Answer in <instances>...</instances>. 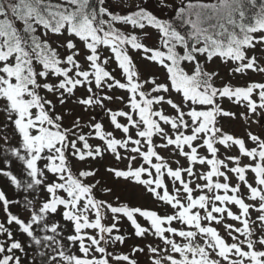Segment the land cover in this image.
Segmentation results:
<instances>
[{
  "label": "snow or ice",
  "instance_id": "6c2138e0",
  "mask_svg": "<svg viewBox=\"0 0 264 264\" xmlns=\"http://www.w3.org/2000/svg\"><path fill=\"white\" fill-rule=\"evenodd\" d=\"M247 2L255 6V0H247ZM106 4L107 0H63L62 3H53L52 0H0V98L7 102L5 111L9 114V119L12 114H15L16 118L13 123L21 137L20 147L12 148L11 155L25 165L24 171L30 177V182H25V190H36L43 186L46 192L51 194L50 199L42 202L38 210L33 209L29 219L25 222L9 211V204L18 202L8 200L5 193L0 190V202H3L7 223L11 225L14 222L19 231L27 235L29 247L32 244L37 246L36 255L40 257L46 255L45 252L39 250L42 247L52 248L56 252V255L48 257L47 264H58V261H63L64 264H109L107 259H96L95 257L89 259L88 257L93 246H96V252L110 255L106 253V246L109 243L117 241L123 243L124 236L122 235H104L111 234L113 230L119 231L117 228L120 220L118 214H123V217L131 223L137 237L149 230L141 227L134 215L138 214L149 220L151 228L154 229L152 234L163 242L165 251L170 250L180 256L176 259L172 255H165L152 260L151 264H162L164 260H167L169 264H245L246 261L247 264H264V250L255 249L257 243L264 245V235H261L258 240L252 238L254 231L251 225L254 221L251 220L249 211L253 209L259 212L257 219L261 222L260 227L264 228V139L249 132L248 136L256 147L248 149L243 139L225 134L220 127L215 126L218 115H235L230 111H223L215 103L218 97H235L237 102L246 101L247 110L252 114L257 113L258 110H264V82L237 87L222 86L218 89L210 82L214 74L203 71L199 64H196L192 75L186 74L180 68V61L191 62L196 59V54H206L208 61L219 55L239 62L235 68L236 72L251 69L254 72L264 73V66H259L255 57L248 58L244 51L246 46L253 45L252 34L264 31V5H261L256 13L254 23L246 25L240 22L245 20L244 0H218L215 4L188 3L175 13L179 27H188V31L181 34L172 22L158 19L144 4L136 5L128 14H115L109 7H106ZM237 14L239 21L235 19ZM17 24L22 27L18 28ZM117 24L130 25L133 30H143L146 26L156 29L160 45L167 49V53L146 47L139 41L138 35L119 30L114 26ZM40 29H43V35L39 34ZM236 29H239V34L235 31ZM65 32L83 42L87 49L85 60L90 62L88 67L91 70H86L75 59L80 55V50L71 39L65 42L69 52L66 58L62 59L58 51L50 46L49 33L62 35ZM142 35L150 38V33L143 32ZM189 41H191V46H189ZM57 43L58 47L65 46ZM201 44L203 46L197 47ZM100 45L111 49L118 67L127 78V84L116 80L102 66ZM127 45H130L132 49H142L146 59L159 61L167 69L171 89L182 93L183 99L179 103L161 94L167 93L169 89L163 83H156L155 80L149 81L154 85L150 92L157 93V95L149 98L150 93L141 90L142 84L134 81L137 71L132 67V61L125 47ZM178 46L184 49L183 55L177 52ZM148 53L151 55L148 56ZM110 59L111 57L103 58V65H107ZM165 61L171 63L167 64ZM36 65L42 66V69H37ZM50 74L63 79L54 85L47 82L46 78ZM39 78H45V82L40 83ZM93 84L96 90H102L105 86L108 90L116 87L126 89L131 93L127 106L138 116L137 119L123 110H108L111 125L117 130H122L127 135V139L112 138L113 133L102 131V124L99 122L91 126L95 135L104 141L106 149L96 147L93 150L87 143L88 138L73 130V128L82 127L78 118L74 121L73 128H62L58 123L62 120V116L52 117L50 115L55 105L51 100L42 97L38 91L42 88L47 92L57 94L61 105L66 103L65 93L70 96L77 86L84 85H87L86 91L90 95L75 101L81 105H101L102 100L113 99L107 95L100 97L99 91H94ZM254 90H259L258 103L251 98ZM137 95H139V100L136 98ZM116 99L122 98L116 97ZM164 103L175 109L177 115L170 116L153 107L157 105L162 109ZM197 105L211 107L197 108ZM32 109H36L35 114L32 113ZM117 117H125L127 126L117 122ZM153 117H158L159 120H154ZM160 121H163L164 125L171 126V135H174L175 139H172L171 135L165 131ZM45 125L54 130H50ZM189 128L191 134H185L182 131V129ZM131 129H135V135L141 139H134ZM154 135L160 136L161 140L165 141L160 147L175 145L180 155L186 156L190 164L207 163L211 170L206 174L201 173L198 177L192 167L187 169L177 167L173 170L167 163L161 162V157L154 151L155 144L152 139ZM69 136L75 139H69ZM198 139H202L201 146L206 147L208 153L211 154V159L206 160L198 155L197 148L193 146V141ZM5 140L7 142V137ZM142 140L147 142L146 151L141 148ZM78 142H83V149L88 150L86 154L77 146ZM215 144L226 148L238 145L240 154L250 158L251 163L241 166L239 157L226 156V160L236 165L229 168L226 163H222L217 158L218 149L214 147ZM129 145L132 146L129 148ZM185 145L190 152L184 151ZM117 146L125 148L134 155L122 157L116 151ZM68 149H71V155L79 161H84L85 155L95 159L96 156H102L106 150L111 151L117 160H127L126 171L111 168L108 171L114 172L117 178H124L143 185L157 201L171 205L176 211L172 214L165 212L163 216H160L156 211L126 205L119 206L95 199L93 189L100 182L96 181L91 185L83 182L82 178L95 174L92 171H79V178L72 173L68 167ZM153 157L156 163L152 162ZM140 158L144 164L149 165V168H145L143 164L138 167L134 166V162ZM38 161H46L43 168L38 167ZM221 167L227 171H221ZM151 168L155 169L154 177L150 171ZM45 169L48 173L55 175L56 179L53 182H48ZM162 169H167V177L172 181L171 193L162 180L164 176ZM182 171H186L187 176L192 179L190 181L182 179ZM249 171L254 174V184L246 179L245 173ZM146 172L149 178L142 179V175ZM228 172L234 173L238 181L247 187L248 200H258V207L255 204H246L236 195L240 191L241 184L230 187L231 177ZM2 175L7 177L13 185L20 187L21 182L11 171H3ZM213 177H216L215 182ZM221 177L223 182H221ZM196 179L207 181L206 184L197 183L195 185L200 192L207 189L205 194H200L198 197L193 196L194 189L190 187V183H195ZM177 181L180 182L181 187L176 186ZM157 189H164L163 193L161 194ZM181 189L186 196L181 195ZM59 190L66 193V198L58 195ZM219 190H223L225 194H213L214 191ZM102 191L110 192L111 189H102ZM229 192L233 195H228ZM185 200L186 203L183 202ZM81 201H83L82 205ZM217 202L220 205H237L240 214L235 215L227 207L218 206ZM27 203L32 205L33 201ZM58 205H62L65 209L62 213L63 219L74 224L75 234L68 235L66 238L72 243L80 242L79 248L84 258L67 254L64 246L56 239L59 235L57 231L59 224L46 223L47 214L57 213ZM105 209L112 214L111 226H105L101 222L105 218ZM193 209L197 211L193 212ZM199 210H203V213ZM90 211L94 212V220L89 219ZM214 213L220 215H213ZM224 213L229 219L237 220L243 225L241 228H236L231 224H224V228L233 241L230 244L214 227L202 224V221H207L209 224L212 221L220 223ZM173 221L189 226L190 230H185L183 227L179 229L161 227L165 223L170 225ZM82 229H97L100 239L87 236L90 243L86 245L85 236L81 234ZM37 230L45 234L37 236L35 234ZM48 232L53 235H47ZM165 233L179 236L184 242L177 243L174 239L165 236ZM233 233L243 236L244 240H238V236ZM0 235H6L8 241L6 243L0 240V264H22L21 258L15 255V251H25L22 242L15 239L13 232L3 223H0ZM198 235L203 243L196 239ZM101 241L104 246H101ZM245 245L247 251L243 250ZM148 250L152 254L159 252L158 247L152 245H148ZM143 251V248H133V253ZM213 253L219 259L213 258ZM113 259L126 261L127 264H137L128 255H113Z\"/></svg>",
  "mask_w": 264,
  "mask_h": 264
},
{
  "label": "trees",
  "instance_id": "16d2710c",
  "mask_svg": "<svg viewBox=\"0 0 264 264\" xmlns=\"http://www.w3.org/2000/svg\"><path fill=\"white\" fill-rule=\"evenodd\" d=\"M52 2L53 3H62L63 0H52ZM166 2H167V0H146L142 4H144L147 7L148 10H150L154 15H156L158 19H164V20H168L169 22H172L174 24V26L177 27V30L181 32V34H185L188 31V27L187 26H185L183 28L179 27V21L176 20V16H175L176 11H178L183 5H187L188 3H191V4H205V3H207V4H215V3H218V0H174V4H171L170 8L165 11L163 9V7H165ZM148 3L152 4V6L148 7L147 6ZM112 4H113L112 0H107L106 7H109L110 10L112 12H114L115 14H128L132 10V9H126V10L122 11V10L119 9V7L118 8L115 7L116 5L113 8L110 7ZM153 5H155V6L153 7ZM261 5H264V0H255V6L250 5L247 2V0H244V9L243 10L245 11V20L244 21H240V22L241 23H245L246 25L253 24L254 23V17L256 15V13L260 10ZM235 19H237L239 21L238 14L235 16ZM16 26L18 28L22 27L19 24H17ZM114 26L119 28V30L124 31L125 33L132 34V35H138L139 41L142 44H143V40L145 38L142 35L143 32L154 33L156 35V37H157V46L153 50H160V51H163V52L167 53V49L163 48L160 45L159 34H158V31L156 29H153L150 26H146L143 30H140V29L133 30L130 25L123 26V25L117 24V25H114ZM235 31L239 34V29H236ZM39 34L43 35V29L39 30ZM252 36H253V45L251 47H247L246 46L245 49H244L245 54H246V56L248 58H250L249 57L250 53H248V52H250L252 49H254L256 47V42L258 40L260 41L261 38L263 39V42H264V31H257L256 33H253ZM58 37H64L67 41L71 39L72 41L75 42V44L83 43L82 41L79 40V38H77L75 36H69L66 32L64 34H62V35L49 33L48 41L50 43V46L53 49H56L58 51V55L62 59L66 58V55L68 53L61 52L59 50V47L57 46V43H55L53 41V39H56ZM189 46H191V41H189ZM201 46H203V45L202 44L201 45H197V47H201ZM125 47H126L128 55H129V58L132 61V67L137 71V77H134V81L135 82H139V83L142 84V89H141L142 91H145L143 89V82L144 81L140 78V77H142V75H141V73L139 71V65L138 64L139 63H147V64L151 65L152 67L157 68L158 71H161L160 72L161 74H164V76L167 79V85H165V86L168 87L169 91L172 92V95H174V96L177 95V97L180 100L183 99L182 93H177V92H175V90L171 89V81L168 79L167 69L159 61H152L150 59H146L145 58V53L143 52L142 49H132L130 45H127ZM84 48L87 51L85 45H84ZM99 50L102 51V60L100 61V63L102 64V66L105 67V70L109 71L110 74L112 76H114L116 80H119L121 83L127 84V78L124 76L122 70L118 67V63L116 62L115 56L111 52V49L109 47H107V46L100 45L99 46ZM177 52L179 54L183 55L184 49L182 47L178 46L177 47ZM147 55L150 56L151 53H148ZM107 57H111V59L109 60L107 65H103V58H107ZM214 61H218L219 63L224 64V65H232V69L229 71L230 74H228V76L230 78H234L233 72L235 71V68L239 65V62H235V61H233L232 59H230L228 57H221L219 55L214 56L211 61H208L206 54H204V55L196 54V59L191 61V62L183 61V60L180 61V68L183 69L186 72V74L192 75L195 72L196 64H199L200 68L203 71H206L209 74H214V75H212V78H211L210 82L212 83L213 87H216L218 89L221 88L222 86L237 87V86H247L250 83H255V82L250 80L251 82L234 84V83L231 82L230 79H226L227 77H223L224 81L220 80L221 81V86L218 85L219 84L218 83V79L215 77L217 72L216 71H211L209 69L211 64H212V62H214ZM165 63L170 64L171 62L170 61H165ZM89 64H90V62H88V65ZM88 65L86 67H84V66L83 67L86 70H91L88 67ZM36 67H37V69H42V66H40V65H36ZM70 75H72V73H70ZM46 79H47V82L52 83V84L55 85L63 78L62 77H56V76L50 74ZM12 82L14 83L15 81L13 80ZM39 82L40 83H44L45 82V78H39ZM86 88H87V85L77 86L74 89V93L73 94L81 95L82 96V97L80 96L81 98H87L90 94L88 92L82 93L84 90H86ZM106 88L107 87L105 86L102 90H96L95 89V85L93 84L94 91H99V96L100 97L104 96V93L101 94V92L104 91ZM38 91H39V94L42 97H44L45 99H47V100H49V97L47 96V94L53 95L52 102L55 105V108H54V110L50 111V115L52 117H55L56 115H61L62 116V120L58 121V123L61 124L62 128H70L69 126L65 125V122H66L65 117L60 112L63 108L60 110V109H58L56 107L57 106V101H58L57 94H54L52 92H47L46 90H44L42 88L39 89ZM111 91H117V92H120V93H127L128 101H126L124 103L123 109H121V110H123L125 112H129L130 114L134 115L135 118L138 119V116L135 113L132 112L130 107L127 106L129 104V97H130L131 93H129L126 89H120L118 87L113 88V90H111ZM258 91L259 90H254L253 95L251 97V98L255 99L257 103L259 102ZM145 92L146 93H150L149 98H151L152 96L157 95V93H155V94L151 93L150 90L149 91H145ZM71 97H74V95H70L69 96L67 93H65L66 101L69 100ZM136 98H137V100H139V95H137ZM1 99H3V98H1ZM77 100H79V99H77ZM4 102H5V106H6V103H7L6 100ZM215 103H217L221 109H222V105L223 104L227 105L228 107H233V108H237V109L238 108H243V109L246 108L247 109V107H246L247 102L243 101V100H241L240 102H237L235 97H232V98L218 97L217 99H215ZM5 106H3V105L0 106V113L3 114V117L0 118L1 119L0 122L1 123L6 122V124H7L8 122H10L13 119H15L16 116H15V114H12L11 119H9V114L5 111ZM78 106L80 108H82V109H85L86 107H89V106L81 105L79 103H78ZM45 107L47 108V105ZM153 107H154L155 110H162L165 113L164 109H161L160 106L154 105ZM196 107L197 108H210L211 106H200V105H197ZM31 111H32L33 114H35L36 109H32ZM63 112H66V110L63 111ZM104 116H105V118L103 120H101V119H96L95 120V123L99 122V123L102 124V131H105L104 130V125H107L109 127V130L105 131V132H112L113 133V137L112 138L127 139V135L124 134L122 132V130H117V129L114 128L113 125H111V123H110V114L108 113V111L104 112ZM153 119L154 120H159L158 117H153ZM223 119H225V116L218 115L216 117L217 124L215 126H218ZM117 122L127 126V122H126V118L125 117H117ZM189 122H190V120H189ZM94 124H92V125H94ZM92 125H90V124L86 125V127L89 126V131H80L78 133L83 134V135H85L88 138L87 139V143L92 147L93 150L96 147H103V148L106 149L107 146L104 144V141L101 140L99 137H97L95 135V131L91 127ZM45 126L49 127L50 130H54V129H51L50 126H47V125H45ZM71 128H73V127H71ZM77 129H78V127L73 128V130H77ZM170 131L172 133L171 126H170ZM182 131H184L185 134H191L190 128L189 129H182ZM222 132L225 133V134L232 135L234 138L243 139L245 141V146L248 149L256 147V145L253 144V142L250 140L249 137L246 138V137H243V136H237V135H234L231 132H227V131H223V130H222ZM33 134H35V133H33ZM131 134H132V137L134 139H141V138H139V137H137L135 135V129H131ZM200 135L203 136V134H200ZM171 138L175 139V136L171 135ZM69 139H75V137L69 136ZM152 139H153V142L155 144L154 151L161 157V162L167 163L168 166L170 168H172L173 170H175L177 167H181L182 169H187L188 167H192L193 172H194V170L197 168L196 166L198 165L199 162H196L194 164H190L189 161L187 160L186 156H182V157H186V159H185L186 161H185L184 165H181L179 163H174V162L170 161L168 158H166L162 154V151H163L162 148L163 147H160V145L165 143V141H162L160 136H158V135H154ZM196 141H200V143L198 144V143H196ZM196 141H193V146L197 148L198 155L203 157V158H205L206 160L207 159H211L212 158L211 154L208 153L206 147H202L201 146L202 143H203L202 139H198ZM77 146L79 148H81L85 152V154L87 153L88 150L87 149H83V142H78ZM130 147H131V145H129V148ZM167 147L168 148L173 147V149H174L173 152L177 153L178 156H181L179 150L176 149L175 145H170V146H167ZM214 147H216L218 149L217 158L222 163H226L229 168L234 167L236 165L232 161L226 160L225 159L226 156L239 157V159L241 161V166L251 163L250 158H248L246 156H242L240 154L238 145H232L231 147L226 148L223 145L215 144ZM141 148L144 151L147 150V142L146 141L142 140ZM185 148L187 150L186 152H190V149L186 145L184 146V151H185ZM200 150H201V153L199 152ZM45 151H47V150H45ZM116 151L119 154H122V152L126 151V149L117 146ZM227 151H228V154H227ZM9 152H10V154H9ZM67 154H68V161H69L68 167L70 168L72 173L74 175H76L78 178H79L78 173L81 170H88V171H92V172L95 173L91 177L82 178L83 182L85 184H88V185L94 184L97 181V178L100 177V175H98L96 173H99L102 170V163H103V167L105 166V163L103 162L105 160V158L106 157H112V156L115 157V155L111 151H108V150L104 151L102 156H96L95 159L85 155V160L84 161H79L76 157H73L71 155V149H68ZM109 155H111V156H109ZM12 156L13 155H11V150L5 149L3 146L0 145V162H1V166H0V190H2L5 193L6 198L8 200L18 202V203L9 204L8 208H9L10 213L18 215V217L20 219H22V220H24L26 222L29 219L30 216L28 218H23L22 217V211L27 210V209H29L31 207L32 208L37 207L39 209V207L41 206L42 202H45V201L50 199L51 194L47 193L46 189L43 186L39 187L36 190H32V189L25 190V182H30V177H28L26 175V172L24 171L25 165L21 161H19L15 156H13V158H11ZM14 160L18 164V171H14V169H13L14 168L13 164L16 165ZM152 162L153 163L157 162L155 160V157L152 158ZM45 163H46V161H38L37 162L38 167H40L41 165L44 167ZM56 163H59V161H56ZM75 163H77V165H75ZM81 163L84 165V167H81L80 170H77L76 167L78 166V164H81ZM142 164H143V166L145 168H149L148 164H144L143 163L142 158L139 159L138 164L135 165V167H138V166H140ZM203 165L206 166V171L204 172L206 174L208 171L211 170V168H210V166L207 163H205ZM21 166H23V167H21ZM126 170H127V167L125 169H123L122 171H126ZM3 171H11L13 175L17 176L18 180L21 182L20 187H17L15 185H13L7 177L3 176L2 175ZM150 171L153 173V177H154L155 176V169L151 168ZM162 171L164 172V176L162 177V180L164 181L165 185L167 186L169 192L171 193L172 181H171V179H169L167 177V169H162ZM221 171H227V170L225 168L221 167ZM18 172H20V173H18ZM181 175H182V179H184L185 181H190L191 180V178L187 176V172L186 171H182ZM228 175L231 177V179H230V187H234L238 183L241 184L240 191L236 195H238L240 198H242L246 204H255L258 207V205H259V201L258 200L257 201L248 200V198H247V196H248L247 187L245 185H243L242 182L238 181V178L236 177V175L234 173H231V172H228ZM232 176L234 177V180H232ZM245 176H246V179L249 182L254 184V174L253 173H251L250 171L246 172ZM47 177H48V182L49 183L53 182L56 179L55 175L51 174V173H48ZM114 177L118 180V182H128V183L132 184L133 186L140 187L143 190H146V188L143 185H139V184H137V183H135V182H133L131 180H125L124 178H117L115 175H114ZM147 178H149V177H148V174L146 172V173H144L142 175V179H147ZM220 179H221V182H223V178L221 177ZM215 180H216V177H213V181L214 182H215ZM206 183H207V181L206 180H202V179H201V183L198 182V184H206ZM196 184L193 185L192 183H190V187H192L194 189V191H193V196L194 197H198L200 194H205L207 192L206 188L204 189V192H200L199 190H197L196 187H195ZM176 186L177 187H181L179 181L176 182ZM153 187H154V185H153ZM102 189H111V191L110 192H106V191H102ZM163 190L164 189H157V191L160 192L161 194L163 193ZM93 192H94V198L95 199L101 200V201H107V202L112 203L114 205H118L117 204L116 195L114 194L113 187H112V185L110 183L102 184V181H101L93 189ZM148 194H149L148 196L150 197V199L152 201H155V206H156V207H154V209H151V210L152 211H156L158 215L163 216L165 214V212H167L169 214H172V213H174L176 211V209H173L171 207V205H168V204L164 203L163 201H157L153 197V195L151 193L148 192ZM213 194L224 195L225 193L223 192V190H219V191H214ZM227 194L228 195H233V193H231V192H229ZM58 195H60L61 198H66V193H64L63 190H59L58 191ZM181 195L182 196H186V194H184L182 192V189H181ZM28 201H33V204L32 205H28V203H27ZM183 202L186 203V200L183 201ZM82 204H83V201H81V205ZM158 205L160 206L159 208L163 207V209H161L162 211L157 210V206ZM217 205L218 206L227 207L235 215H239L240 214L239 207L237 205H235V204L220 205V203L217 202ZM119 206H123V205H119ZM143 210H149V208H146V209H143ZM63 211H65L63 206L62 205H58L57 213H55V214H52V213L47 214L46 223H48L49 225H51L52 223H58L59 224V227L57 229L59 235H57L56 239H58L60 241V243L64 246V250L67 252V254L75 255V256H77L79 258H84V254L82 252H80V248H79L80 242L77 241L76 243H72L66 238L68 235L75 234V232H74V224L72 222H70V221H66V220L63 219V216H62ZM195 211H197V209H193V212H195ZM199 211H201V213H203V210H199ZM249 211H250L251 220L254 221V223L251 225L252 228H253V231H254V236L252 238L254 240H258L261 235H264V228L260 227V223L261 222L257 219L258 216H259V212L255 211L253 209H250ZM107 212H108L107 209H105L104 210L105 218L101 222L105 226H111V224L113 223V221L111 222L112 219L109 221V215L111 213L110 212L107 213ZM160 212H162L163 214H161ZM213 215L219 216L220 214H215L214 213ZM135 216H137L140 219V221L137 220V222L140 224V226L149 230L147 233H145L144 235H142L140 237H137L135 235V229L131 225V223L128 220L125 221V223H124V220H123V226L122 225L119 226V223L117 225V228L119 229V231L113 230V232L111 234H104L106 236L122 235V236H124L123 243H121L119 241H117L116 243H109L106 246V253H108L110 255H102L101 253L96 252L95 251V247L96 246H93L92 249L90 250V254H89L88 258L91 259V258L95 257L96 259H107L109 264H117V263H113V261H112L113 255H128L131 260H134V261L137 262V260H136V254L137 253L136 252L133 253V248L134 247L138 248V246L136 245V242L134 244H132V243L134 241L139 240V239L140 240L143 239L144 236L152 234L154 232V229L151 228V222L149 220L145 219L144 217H140L138 214L134 215L135 219H136ZM223 216H227V214L224 213ZM124 218H126V217H124ZM89 219L90 220H94L95 219L93 211L89 212ZM108 221H109L110 224L107 223ZM212 222H215V221H212ZM230 222H234L235 224H238V227L234 226L236 228L243 227V225L237 220H232L231 219ZM0 223H3L6 228H9L13 232L15 239L20 240L22 242V244H23V246L25 248V251L24 252L15 251V255L19 256L21 258L22 264H47L48 257L52 256V255H56V252H54L52 250V248H43V247L40 248L39 250L45 252L46 255L44 257H40V256L36 255L37 246L35 244H32L31 247H29V238L27 237V235L26 234H22L19 231L18 226L14 222L11 225H9L7 223V214L4 211L3 202H0ZM207 223H209V222L202 221V224L204 226H209ZM174 225H177V227H174ZM161 227H164V228L174 227V228H177V229L183 227L185 230H190L189 226L182 225L179 221H173L170 225L165 223V224L161 225ZM34 228H36L35 225H34ZM191 230H194V229H191ZM35 234L37 236H43L45 233L40 232V231L37 230L35 232ZM81 234L85 236L84 243L86 245L90 243V241L87 239V236H94L97 239H100V234H98V230L97 229H82L81 230ZM235 234L239 237L238 240H244L243 236H240L238 233H235ZM47 235H53V234L51 232H48ZM164 235H172V234L165 233ZM128 237L130 239L134 237V241L128 242V240H127ZM222 238H224L226 240V242L229 243V244L233 242L232 239L228 240V239H226L223 236H222ZM181 239L183 240V238H181ZM0 240H4L6 243L8 242L6 235H0ZM182 242H184V241H182ZM101 246H104L103 241H101ZM120 247H122V248L123 247L124 248L127 247L128 249L132 247V249H131V251H126L124 253H118L117 254V252L120 250ZM255 249L256 250H264L262 245H260L258 243L255 245ZM243 250H245V251L248 250L246 245L243 246ZM119 262L125 263V264L127 263L126 261H122V260L119 261ZM58 264H64V262L63 261H58ZM245 264H247V261L245 262Z\"/></svg>",
  "mask_w": 264,
  "mask_h": 264
},
{
  "label": "rangeland",
  "instance_id": "374dc122",
  "mask_svg": "<svg viewBox=\"0 0 264 264\" xmlns=\"http://www.w3.org/2000/svg\"><path fill=\"white\" fill-rule=\"evenodd\" d=\"M146 0H112V5L110 7H119L120 10L124 11L126 9H133L135 8L136 5L142 4ZM174 4V0H167L165 7L163 9L166 11L167 9L170 8V5ZM148 7L152 6V4H147ZM155 5H153L154 7ZM55 43L59 42L60 44H64V47H59V50L61 52H66L69 54L68 50L66 49V39L64 37H58L56 39H53ZM143 44H145L146 47L155 49L157 46V37L154 33H150V38H144ZM58 46V43H57ZM77 48L80 50V55L75 57V59L81 63L82 66L86 67L88 65V62L85 60V55L87 51L84 48L83 43H77L76 44ZM249 54L250 58L255 57L256 62L259 66H264V42L263 39L256 42V47L252 49ZM139 71L142 75L140 77L144 82H143V89L145 91L151 90L153 87V84L150 83V80H155L156 83H163L164 85H167V79L164 76V74H161V71H158L157 68L152 67L151 65L147 63H139ZM211 71H216V78L218 79V85L221 86V81H224L223 77H227L226 79H230L232 83L237 84V83H245V82H264V73H259V72H254L251 69H246L242 72H233L234 78H230L228 76L229 71L232 69V65H224L219 63L218 61L212 62L210 68ZM221 80V81H220ZM251 80V81H250ZM93 87V85H92ZM113 90V89H112ZM87 91L84 90L82 93H86ZM104 93V96H111L113 99L111 100H102L101 105H91L89 107H86L85 109H82L78 106V103L75 102L77 99H80L82 96L78 94H72L74 97H71L69 100L66 101L65 104L61 105L59 100L57 101V108L62 109L60 112L62 115L65 117V125L69 126L70 128L73 127L74 121L78 118L80 121V124L82 127H78L76 131L77 133L80 131H89V126L86 127V125H92L95 123L96 119H101L103 120L105 118L104 112L108 111L109 109L113 111H119L123 109L124 103L128 101V96L127 93H120L117 91H111L108 90L107 88L101 92V94ZM155 94V93H153ZM165 95L167 99H172L173 102L179 103L181 100L177 97V95H172V92L169 91L167 93H162ZM49 97V100H53V95L47 94ZM81 96V97H80ZM116 97H121L122 99H116ZM5 100L0 98V106L3 105L5 106ZM162 109H164L165 113L170 115V116H175L177 115L175 109H172L170 105L167 103L163 104ZM222 109L224 111H230L234 113V116H225V119H223L220 124L218 125L223 131L231 132L234 135L237 136H243L248 138V133L251 132L252 134H257L261 136L262 139H264V110H258L257 113L252 114L249 113L248 110L245 108H233V107H228L227 105L223 104ZM66 112H63L65 111ZM3 117V114L0 113V118ZM1 120V119H0ZM14 119L6 124V122L1 123L0 122V145L3 146L5 149L11 150L12 148H19L20 147V142H21V137L18 133V130L15 128V125L13 123ZM105 122V121H104ZM161 126L171 135L170 131V125H164L162 121H160ZM111 128V127H110ZM104 130L108 131L109 127L107 125H104ZM5 137H7V142L5 140ZM196 143H200V141H196ZM132 146V145H131ZM162 154L168 158L170 161L174 163H179L181 165L185 164V159L186 157L178 156L177 153L173 152V147H163L162 148ZM185 148V152H186ZM201 153V150L199 151ZM10 154V152H9ZM228 154V151H227ZM122 157L127 156V155H134L130 153L129 151H124L122 154H120ZM111 156V155H109ZM13 158V156L11 157ZM104 160V159H103ZM15 161V160H14ZM138 161L134 162V166L138 164ZM105 163V166L103 167L102 163V170L99 173H96L100 175V177L97 178V181L101 182L102 184L105 183H110L113 187L114 194L116 195L117 198V204L118 205H126L130 207H140L141 209H146L149 208V210L154 209L155 206V201H152L150 197L148 196V192L146 190H143L140 187L133 186L132 184L128 182H118V180L114 177V172L108 171L109 168L115 169V170H123L127 167V160L121 159L117 160L116 157H106L105 160L103 161ZM14 166V171H18V164L15 161ZM77 165V163H75ZM1 166V162H0ZM23 167V166H21ZM81 167H84V165L78 164L76 167L77 170H80ZM197 168L194 170V173L198 177L201 173H204L206 171V166L205 165H200L198 164L196 166ZM40 168H43L41 165ZM20 173V172H18ZM45 174L47 175L48 172L45 169ZM95 178V177H94ZM192 179V178H191ZM232 180H234V177L232 176ZM200 182L201 179H196L195 183H192L193 185ZM160 206H157V210L162 211V208H159ZM32 208V207H31ZM29 208L27 210L22 211V217L23 218H28L33 211V209L37 210V207L34 208ZM108 213V212H107ZM163 214L162 212H160ZM120 217L119 220V226H123V220L124 223L127 221L126 218L123 217V214H118ZM138 221L140 219L135 216ZM112 219V214L109 215V221ZM231 219H229L227 216H223V219L220 223L216 222H211L213 223V227L218 231L219 234H221L223 237L226 239H231V236L228 235V231L224 228V224H231L233 226H237L238 224H235L234 222H230ZM109 221L107 222L108 224ZM112 222V220H111ZM174 227H177V225H174ZM233 235H236L233 233ZM168 236L171 239H174L177 243H182V239L179 236H173V235H165ZM198 241L203 243L201 237L198 235L196 237ZM239 239V237H238ZM128 242L134 241L133 238H127ZM136 242V245L138 248H143V252H136V260L137 264H151L152 260L163 257L165 255H172L174 258L179 259L180 256L178 253H172L170 250L168 252L165 251V246L163 245V242L156 237L153 234H149L147 236H144L143 239H139L137 241H134L132 244ZM231 242V241H230ZM129 245V244H128ZM148 245H152L153 247H158L159 252L158 254H152L148 250ZM264 248V246L262 245ZM131 248H122L120 247V250L117 252L118 253H124L126 251H131ZM211 251V250H209ZM213 258L215 257L214 253L212 254ZM235 258V257H233ZM114 262V259H112ZM162 264H169L167 260H164Z\"/></svg>",
  "mask_w": 264,
  "mask_h": 264
}]
</instances>
